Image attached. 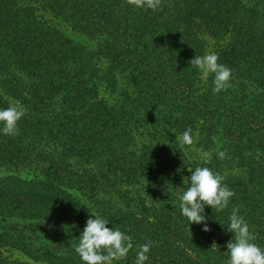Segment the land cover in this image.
Returning <instances> with one entry per match:
<instances>
[{
    "label": "trees",
    "instance_id": "obj_1",
    "mask_svg": "<svg viewBox=\"0 0 264 264\" xmlns=\"http://www.w3.org/2000/svg\"><path fill=\"white\" fill-rule=\"evenodd\" d=\"M207 39L232 70L218 94L214 74L190 65ZM10 106L26 113L18 135L0 123V264H84L74 245L92 213L132 237L112 264H135L148 241L145 264H227L235 206L264 248V0H161L156 10L127 0H0V109ZM188 127L195 142L181 145ZM197 166L235 193L223 211L205 206L209 231L180 209Z\"/></svg>",
    "mask_w": 264,
    "mask_h": 264
},
{
    "label": "clouds",
    "instance_id": "obj_2",
    "mask_svg": "<svg viewBox=\"0 0 264 264\" xmlns=\"http://www.w3.org/2000/svg\"><path fill=\"white\" fill-rule=\"evenodd\" d=\"M128 4L137 8H148L156 10L161 6V0H127ZM217 53H207L203 56H194L190 65L202 71L207 77L214 74L213 92L218 94L230 87L232 70L222 63H218ZM26 110L18 106H10L0 109V123L5 135L13 136L19 134L18 121L25 115ZM181 145L191 146L194 144L192 128L188 127L179 137ZM201 159L204 164L211 163V154L200 150ZM221 160L227 158V150L219 151ZM190 177L184 178L186 190L179 197L182 215L188 218L190 224L203 223L204 231H209L206 223L205 206H211L216 212L227 208L229 200L235 195L223 181L225 177L206 166H197L194 170L189 168ZM240 208H232L229 216L227 231L232 232L233 238L227 242V250L230 259L227 264H264V248L254 242L255 236L250 232L245 218L239 215ZM79 237L78 245H74L76 253L79 254L84 264H112L114 260L126 258L129 251L133 249L132 237L117 228H109L106 225L109 220L92 213ZM152 241H148L137 248L135 264H145L149 259ZM216 245V244H213Z\"/></svg>",
    "mask_w": 264,
    "mask_h": 264
},
{
    "label": "rangeland",
    "instance_id": "obj_3",
    "mask_svg": "<svg viewBox=\"0 0 264 264\" xmlns=\"http://www.w3.org/2000/svg\"><path fill=\"white\" fill-rule=\"evenodd\" d=\"M37 14H39L44 20H46L48 22V24L52 25L57 31L62 33L64 36H66L70 40H72L74 42L81 43V44H83L89 48L94 47L95 40L88 39L84 35L73 30L71 28V26L68 24V22L62 20L61 17L53 15L47 10H40V11H38ZM212 44H213V40H209V39L206 40V54L211 53V50L213 49ZM12 104H13V102H12ZM139 139H141V141H144L143 137L139 138ZM1 174H2V172L0 170V175ZM20 174H21V176H27V177L30 176V173L26 172V171H23ZM3 253L5 255H8L11 258H15L18 260H28L24 255H22L21 253H19L17 250H14V249L3 250ZM34 264H45V263L35 262Z\"/></svg>",
    "mask_w": 264,
    "mask_h": 264
}]
</instances>
